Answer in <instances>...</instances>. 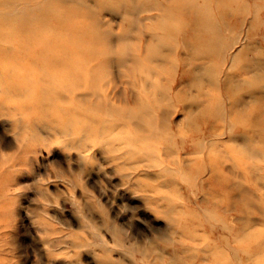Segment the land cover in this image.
I'll list each match as a JSON object with an SVG mask.
<instances>
[{"label": "rangeland", "instance_id": "obj_1", "mask_svg": "<svg viewBox=\"0 0 264 264\" xmlns=\"http://www.w3.org/2000/svg\"><path fill=\"white\" fill-rule=\"evenodd\" d=\"M63 9L78 71L13 36ZM0 30V264H264V0H0Z\"/></svg>", "mask_w": 264, "mask_h": 264}, {"label": "bare ground", "instance_id": "obj_2", "mask_svg": "<svg viewBox=\"0 0 264 264\" xmlns=\"http://www.w3.org/2000/svg\"><path fill=\"white\" fill-rule=\"evenodd\" d=\"M22 1H26V0H22ZM182 8H184L183 5L180 7V10ZM56 14H57L56 15L57 17H56V22H55V28L56 30H59V32H56V31L52 32L50 30L47 31L46 29L42 30V32L47 33L48 35H54L53 36L54 38L52 41L43 43L40 40L36 39L34 36L33 37L29 36L31 40L27 41L26 38L21 37L20 35L22 34L21 30L23 29L21 25H19L18 28L15 30V35L13 36L14 37L16 36L17 38L16 41L19 47H23L29 42L31 44H36V45L37 44L45 45L47 49H50V50L51 49H60V50L63 49L62 54L64 53V57L61 55L59 58H53L51 56H48V54L46 53H39V54H40V57L43 58V61H45L44 63L47 67L53 66L54 64H57V63H60V64L62 63V65H66L68 67L69 63L72 62L76 64L75 68H76V71H78L80 62L82 61L86 63L93 62L94 52L91 50V51L82 53L81 51V54H77L79 52L77 43L78 41H81V40L82 41H85V40L94 41L95 39L94 32L91 29H86L84 31L75 30L71 22H68V20L72 19L74 16H76V14L69 9H63L62 11H59ZM80 18L82 19V17ZM0 35H6V34H4L0 30ZM56 35H62V36L56 37ZM67 70H70V68H67ZM93 71H94L93 69L89 71L91 78L93 76ZM68 72L69 71H67V73ZM53 75L51 76L53 77ZM59 77H60L59 80L62 81L64 76H59ZM89 81H91V79H89ZM64 87H65V84H64ZM15 89H16L15 91L17 95L24 96V97L28 96L32 100L41 101L40 100L41 95L38 93L25 92L23 87H21L20 85L15 86Z\"/></svg>", "mask_w": 264, "mask_h": 264}]
</instances>
